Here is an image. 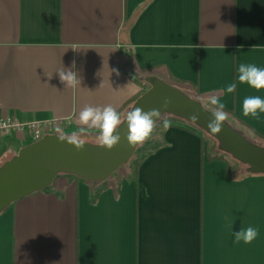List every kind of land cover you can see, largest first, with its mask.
<instances>
[{"label":"crops","instance_id":"obj_1","mask_svg":"<svg viewBox=\"0 0 264 264\" xmlns=\"http://www.w3.org/2000/svg\"><path fill=\"white\" fill-rule=\"evenodd\" d=\"M242 63L264 68V0H0V120L58 121L65 137L100 144L80 113L111 106L122 122L156 77L200 102L217 97L262 141L264 113L242 106L264 89L238 80ZM69 69L76 87L60 79ZM168 123L137 177L61 174L1 213L0 264H264V175L245 176L198 130ZM30 142L3 135L0 167ZM249 226L258 237L234 243Z\"/></svg>","mask_w":264,"mask_h":264},{"label":"water","instance_id":"obj_2","mask_svg":"<svg viewBox=\"0 0 264 264\" xmlns=\"http://www.w3.org/2000/svg\"><path fill=\"white\" fill-rule=\"evenodd\" d=\"M146 82L151 88L137 99L130 112L137 108L144 112L158 110L160 120L171 115L192 123L217 140L221 151L247 165L249 173L264 175V146L250 142L225 120L219 132H211L209 124L215 119L214 113L204 108L200 101L156 77H148ZM127 116L114 133L119 135L120 141L110 150L101 144L85 142H82L84 148L78 149L76 144L68 142L70 137L64 136L65 140L61 141L59 135H47L22 148L0 167V215L22 198L51 186L61 174L88 182L108 180L130 162L144 142L135 145L129 142ZM193 116L197 119L193 120ZM76 143L81 141L76 140Z\"/></svg>","mask_w":264,"mask_h":264},{"label":"clouds","instance_id":"obj_3","mask_svg":"<svg viewBox=\"0 0 264 264\" xmlns=\"http://www.w3.org/2000/svg\"><path fill=\"white\" fill-rule=\"evenodd\" d=\"M59 76L61 81L66 83L68 87H76L81 83L79 73L70 69L59 72ZM238 80L241 83H247L253 88L264 89V68L257 67L255 64L242 63L238 67ZM234 89L235 85L229 83L225 88V92L231 94ZM209 102L217 106L218 109L214 112V121L209 124L211 132L216 133L222 127L221 122L226 119L223 111L225 105L215 96L211 97ZM242 107L245 116L258 117L264 113V98L260 96L246 97ZM160 118L161 113L158 110L144 112L142 109L137 108L129 112L127 116L130 130L129 142L135 145L149 138L153 132L154 125L159 122ZM192 119L196 120L197 117L193 116ZM80 120L89 127L99 129L100 144L107 149L110 150L119 143L120 137L114 133L121 123V117L113 107L100 108L88 106L80 113ZM169 126L167 121L163 123L164 128H168ZM56 131L60 133L61 129L57 128ZM58 137L61 141L65 140L62 134ZM68 142L76 144L78 149H83L85 146L82 142L77 144L74 136ZM232 235L234 236V243L239 244L243 241L245 244H250L258 237L259 229L252 226L247 228L242 227L239 232L233 231Z\"/></svg>","mask_w":264,"mask_h":264},{"label":"built area","instance_id":"obj_4","mask_svg":"<svg viewBox=\"0 0 264 264\" xmlns=\"http://www.w3.org/2000/svg\"><path fill=\"white\" fill-rule=\"evenodd\" d=\"M57 128L61 129L60 133H57ZM62 133V123L58 121H22L16 117L0 120V138L3 135L9 134H27L31 141L35 143L39 142L47 135H61Z\"/></svg>","mask_w":264,"mask_h":264},{"label":"rangeland","instance_id":"obj_5","mask_svg":"<svg viewBox=\"0 0 264 264\" xmlns=\"http://www.w3.org/2000/svg\"><path fill=\"white\" fill-rule=\"evenodd\" d=\"M165 121H174V122H178L180 124H184L187 126H190L192 128H195L196 130H198V132L201 133V135L205 138V140H207L210 143V151H214L217 154L223 155L225 158H227L228 160L235 162L234 159L228 155L223 153L220 148H219V143L217 142V140H215L213 137L209 136L207 133H203L201 130L197 129L196 127H194L193 125L188 124L187 122L176 118L174 116H170V115H165L156 125H154L153 128V132L159 127L161 126ZM152 132V134H153ZM151 134V135H152ZM150 135V136H151ZM150 138V137H149ZM149 138H147L146 140H144V142L136 149V152L133 156V158L130 160V162L121 167L119 170H117L116 172H122L124 170H128L129 168H133L134 164L140 160L146 153H148L149 149H150V145H149ZM78 141L81 142H85V143H90L89 140H87L86 138H75ZM250 141H252L254 144L257 145H261L264 146V142L260 141V140H254V139H250ZM31 144H33V142H30Z\"/></svg>","mask_w":264,"mask_h":264},{"label":"trees","instance_id":"obj_6","mask_svg":"<svg viewBox=\"0 0 264 264\" xmlns=\"http://www.w3.org/2000/svg\"><path fill=\"white\" fill-rule=\"evenodd\" d=\"M151 87H150V85L148 86V88L147 89H144L141 93H140V95H139V97L138 98H140L144 93H146L149 89H150ZM137 101V100H136ZM135 101V102H136ZM134 102V103H135ZM134 103H133V105H134ZM202 104H203V106H204V108H206L207 110H209V111H211V112H216L218 109H217V106H215V105H212L211 103H205V102H201ZM132 105V106H133ZM132 108V107H131ZM131 108L129 109V111H128V113L130 112V110H131ZM224 111V114H225V117H226V119H225V121L234 129V130H236V131H238V132H240L243 136H245L237 127H236V125H234L231 121H230V118H229V114L225 111V110H223ZM128 113H127V115H128ZM171 116V115H170ZM177 118V117H176ZM180 119V118H179ZM181 120H183V119H181ZM183 121H185V120H183ZM185 122H187V121H185ZM188 124H190V125H193L194 127H196L197 129H199V130H201L203 133H205L206 134V132L205 131H203L202 129H200L199 127H197V126H195L194 124H192V123H189V122H187ZM262 141H264V136H262V135H257ZM246 137V136H245ZM247 138V137H246ZM248 139V138H247ZM249 140V139H248ZM250 141V140H249ZM250 142H252V141H250ZM253 143V142H252ZM223 152V151H222ZM223 153H225V152H223ZM225 154H227V153H225ZM222 156V155H221ZM219 157L220 159H223V156L222 157ZM214 158H216V157H214ZM218 158V157H217ZM236 161V160H235ZM238 162V161H237ZM239 164H241L240 162H238ZM140 165H141V162H140V160H138L135 164H134V166H133V168H132V170H133V174L137 177V174H138V171H139V168H140ZM242 166H243V168H244V170H245V176H253L254 174H251V173H249L248 172V166L247 165H244V164H241Z\"/></svg>","mask_w":264,"mask_h":264}]
</instances>
